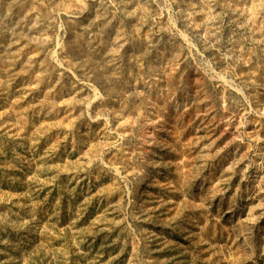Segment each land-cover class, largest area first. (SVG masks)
<instances>
[{
    "label": "rangeland",
    "instance_id": "obj_1",
    "mask_svg": "<svg viewBox=\"0 0 264 264\" xmlns=\"http://www.w3.org/2000/svg\"><path fill=\"white\" fill-rule=\"evenodd\" d=\"M0 264H264V0H0Z\"/></svg>",
    "mask_w": 264,
    "mask_h": 264
}]
</instances>
